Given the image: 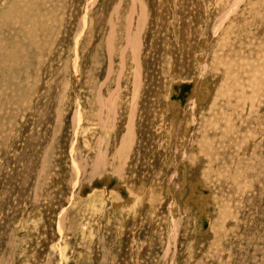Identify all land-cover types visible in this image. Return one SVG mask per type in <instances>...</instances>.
I'll use <instances>...</instances> for the list:
<instances>
[{
  "label": "rangeland",
  "instance_id": "1",
  "mask_svg": "<svg viewBox=\"0 0 264 264\" xmlns=\"http://www.w3.org/2000/svg\"><path fill=\"white\" fill-rule=\"evenodd\" d=\"M133 1L0 0V264H264V0Z\"/></svg>",
  "mask_w": 264,
  "mask_h": 264
},
{
  "label": "bare ground",
  "instance_id": "2",
  "mask_svg": "<svg viewBox=\"0 0 264 264\" xmlns=\"http://www.w3.org/2000/svg\"><path fill=\"white\" fill-rule=\"evenodd\" d=\"M134 2H136V0H134L133 3H134ZM133 3H131V4H133ZM134 8L136 9V7H133V6H132V10H133ZM136 11H137V10H136ZM151 39H152V38H151ZM130 42H131V41H130ZM129 44H130V43H129ZM131 44H132V43H131ZM126 47H127V46H126ZM14 48H15V47H14ZM16 48H17V47H16ZM136 48H137V46H136ZM12 51H13V50H12ZM140 54H141V53H140ZM163 57H164V56H163ZM137 60H138V59H137ZM10 61H11V60H10ZM142 63H143V62H142ZM158 67H159V66H158ZM139 68H140V67H139ZM193 186H194V185H193Z\"/></svg>",
  "mask_w": 264,
  "mask_h": 264
}]
</instances>
